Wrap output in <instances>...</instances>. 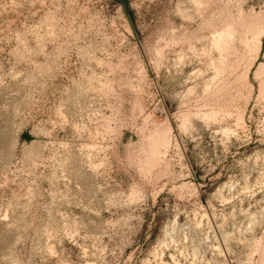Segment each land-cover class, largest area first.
<instances>
[{"label":"rangeland","instance_id":"rangeland-1","mask_svg":"<svg viewBox=\"0 0 264 264\" xmlns=\"http://www.w3.org/2000/svg\"><path fill=\"white\" fill-rule=\"evenodd\" d=\"M0 264H264V0H0Z\"/></svg>","mask_w":264,"mask_h":264}]
</instances>
